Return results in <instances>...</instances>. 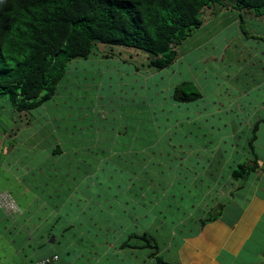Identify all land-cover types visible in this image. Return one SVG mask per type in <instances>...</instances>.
Instances as JSON below:
<instances>
[{"label":"rangeland","instance_id":"374dc122","mask_svg":"<svg viewBox=\"0 0 264 264\" xmlns=\"http://www.w3.org/2000/svg\"><path fill=\"white\" fill-rule=\"evenodd\" d=\"M201 17V27L177 47L178 56L176 60L169 68L161 72L147 69L146 54L124 47L109 48V46H104V53L108 52L105 53L108 59H101V55L104 53L99 51L88 60L73 62L75 69H71L66 75V80L61 81L58 86V94L43 103L42 107L36 110L34 116L35 119L42 122V127L46 132L47 130L50 132L57 127L60 128L63 135L62 131L65 128L71 131L74 127L84 128L83 137L81 136L82 140L79 136L73 137L70 135L67 136L69 139L66 142L74 141L73 145L66 144L64 140L62 143H59V141L56 143L45 142L41 135L43 134L42 129H38L41 127L35 126L30 129L27 135H21L26 138V141L20 143L16 156L28 157V162H25L24 165L27 166L26 169L38 167L42 173L44 171L52 173L54 169L57 172L56 174L53 173L55 177L53 184L60 187L57 197L61 196L63 204V207L59 209L61 211V218L59 219L60 222H65L63 219L67 218V223L73 225V228H68L63 234L67 237V242L70 241V244L73 240L72 237L81 236L82 232L89 234V242L95 244L96 248L99 245L105 246V240L116 242L119 237L113 233L114 231L109 226L119 219L125 223L126 220L133 219L134 215L137 214L147 216L148 222L158 217L159 223L155 226L159 228L158 237H161L163 242L167 240L168 244L174 247L181 237L178 232L180 234L187 233L185 230L189 229L190 220L195 217V208L200 205L198 195L202 191L204 192V187L207 186L206 183L208 184L209 179L202 171L203 176L198 177L202 181L201 184L196 181H194L193 186L186 184L184 186L182 185L184 183H172L177 176H187L188 178L191 174V171H187L185 163L188 158L187 141H185L187 144L184 143L182 146L185 148L177 152V149L182 148L181 138L186 137V133L189 132L193 133L192 135L201 137L202 133L211 131L213 125H216L217 129L219 128L217 116H215L216 119H212L216 122H211L210 119L205 122L204 117L212 110L214 102H217L218 99L225 100L221 96V93L225 92V88L231 87L233 83L236 84L234 69L238 66L240 60L253 57L264 63V17L255 18L252 14L245 13L242 15L241 21H234V13L227 15L225 13L213 18L208 17L207 12L202 14ZM135 67L139 69L138 72H135ZM189 80H195L197 85L202 88L203 98L191 104L171 102L170 95L173 87L182 81ZM6 101L0 99L1 121H7L10 118L18 120L19 113L15 112V117H12L9 113L11 108ZM140 102H146V104ZM20 116L21 121L24 122L22 114ZM197 116H200L201 119H197ZM190 121L192 124H190ZM91 123L94 129H88V125ZM105 126L106 129L100 128ZM197 127H201V129L199 130ZM95 128L101 129L100 133L105 134L108 144L103 141L98 142L97 147L95 144V148L94 145L92 146L91 143L85 141L84 136L90 137V139H93L94 136L99 139L98 134H95ZM201 130L202 133H200ZM223 131L225 130H220L221 134ZM159 134L165 136V141H171L163 146L166 151L169 148L170 163H167L164 153L161 169L156 164L151 165L155 163V158L144 155L148 153L147 151L142 152L143 148L149 143L157 144L159 139L155 138ZM245 138H241V143H244ZM209 139L206 138L205 140ZM59 140H61V134ZM239 141L237 140V143ZM76 143H80L79 146L84 144L85 149L89 150L90 154L83 152L81 153L82 158L89 160L87 161L88 164H94L92 168L85 165L79 173L77 171L76 180H81L77 185L73 182V178H69L72 170L71 162L75 160L76 156L69 157V155L64 154L61 158L57 153L58 150L64 152L69 150L66 153L71 152L73 149L70 150L67 147H72ZM112 146L116 149L130 146L132 150L136 149L137 151L115 154L111 153ZM45 147L48 149L49 155L52 156L48 159L46 150H41ZM226 148L227 146H222L221 150H226ZM153 149L158 152L163 150L160 146ZM154 150L151 149V151ZM243 152L247 154L250 151L244 149L239 151L238 154ZM238 154L233 155L231 161L235 159L236 161L241 160L245 164L249 162L242 160L244 155L240 156ZM0 159L2 160L3 157H0ZM50 160L54 161L53 168L49 167ZM141 161L144 165H148L151 169L150 172L153 170L157 174L161 172L163 174L162 178L158 180L157 176L140 168L139 163ZM217 161L220 162L219 159ZM111 165L115 170H121L124 173L113 172ZM89 170L91 172L88 173ZM0 171L1 190L11 186L12 181L9 179V173L5 168L0 167ZM223 172V176H226L227 169L223 168ZM110 173L114 175L112 174L108 179L106 174ZM39 175H37V182ZM115 175L119 185L128 184V188L134 182H139L144 184V188L147 187L145 189L158 194L154 197L146 192L147 197L141 198V193L131 192L129 194L124 186L125 189L119 192L114 188L116 184L113 177ZM47 182L54 187L50 181ZM97 183H100L101 186L99 187ZM50 185L46 186L45 191H49ZM163 192L165 193L160 194ZM112 194L115 196H112ZM212 194L211 198H214L216 193L213 192ZM12 195L16 198L13 192ZM18 196L19 199H16V204L21 205L27 202V199H24L22 195L18 194ZM33 196L34 194L29 190L28 198L31 199ZM136 198L140 201H137ZM35 207L33 205L28 208V212L33 213L36 211L31 224L35 222L38 224L37 228L40 229L43 227L41 221L45 220L49 209L46 211L44 208H39L38 205L37 208ZM47 220L52 222L54 217L50 216ZM124 223H119V225L124 227ZM1 227H4V225H1ZM47 228L49 227L40 230H46ZM54 228H58V224ZM150 231L149 234L152 233L156 236L152 230ZM11 234L12 236L5 235L4 239L0 238V264L8 262L2 263L4 258L9 260V263L17 264L15 261L17 259H14L16 257L13 256L12 251L13 248H18L19 241L22 240L23 242L25 240L24 235L15 232H11ZM53 235L55 234L47 235L44 231V239H46L43 240L44 243L42 244L48 247ZM104 235H106V239H104ZM10 238L16 241L13 248L8 247L5 242ZM124 239H127L126 235H124ZM51 248L57 250L58 256H60L64 254L65 244H62L61 239L58 238ZM59 251H61V254ZM78 252L80 254L78 264L91 263V261L90 263L87 261L84 248L79 247ZM71 257L76 259L72 254Z\"/></svg>","mask_w":264,"mask_h":264},{"label":"trees","instance_id":"16d2710c","mask_svg":"<svg viewBox=\"0 0 264 264\" xmlns=\"http://www.w3.org/2000/svg\"><path fill=\"white\" fill-rule=\"evenodd\" d=\"M205 12L208 13V17L213 18L225 13L226 15L234 13V21H241L242 15L245 13L252 14L255 18H262L264 17V0H0V99L7 100L6 102L11 108L9 113L12 117H15V112L19 113L18 120L10 118L7 121H1L0 119V139L4 136L3 138L8 140L5 143H0V157H3L2 160L0 159V167L8 168L5 167L7 164L3 166V162L8 163L9 160H5L7 155L16 151L20 143H25L26 138L21 135H27L30 127H41L38 129H42L43 134H47H41L45 138L44 141L50 139L53 143L57 141L62 143L63 140L66 142L69 139L67 136L70 135L79 136L82 140L84 128L73 126V131L65 128L62 131L63 135L60 128L57 127L53 129L54 132L53 130L46 132L42 127V122L35 119L34 116L36 110L41 108L43 103L58 94V86L61 81L66 80V75L71 69H75L73 62L88 60L99 51L104 53V46H109V48L124 47L146 54L147 69L161 72L169 68L176 60L178 56L177 47L201 27V16ZM105 53L101 55V59H108ZM134 70L135 72L139 71L137 67ZM155 92L157 94V90ZM202 98V88L197 85L195 80L178 83L173 87L170 95L171 102L175 104H191ZM220 101L226 102L227 98ZM140 103L146 104V102ZM217 104H219V100L214 102L213 106L216 108ZM215 108L210 111V117L216 119L215 116H217L218 123L221 122L222 118H220V114L213 113ZM20 114H22L24 122L21 121ZM210 117L205 116L206 120L204 121H209ZM196 118L201 119L199 116ZM44 119L46 118L44 117ZM213 126L215 128L213 127L207 133H202L201 130V137L192 135L191 132L186 133V137L195 143L194 145L199 146L201 150L209 151L210 148L214 150L213 147L218 145L217 141L220 142L222 137H220L219 125L218 129L216 125ZM89 128L94 129L92 123L88 125ZM197 129L200 130L201 127H197ZM256 130V125H254L247 142V149L251 154H253L252 143L255 140ZM60 134L62 141L59 140ZM95 134H98L99 139L94 136L93 139L84 136L85 141L94 147L96 141L105 139L104 133L100 135L96 132ZM162 135L159 134L155 139H159ZM206 138L210 139L205 140ZM181 141H184L183 138ZM73 143L74 141L66 142L68 145H73ZM79 145L80 143H76L72 147H67L73 150L66 153L69 157L76 156L75 160L71 162L72 170L71 175H69V178H73L76 185L79 181L81 182V180H76L81 169L85 165L94 167L93 163L88 164L87 161L89 160L82 158L81 153L90 154L89 150L85 149L84 144ZM151 146L153 143L146 145L143 150L146 148L148 150ZM219 146L217 151L211 152L206 165L201 166L204 168L205 174L210 175L211 178H217L219 168L223 167L218 166L217 160L225 150H221L224 145L220 144ZM67 151L69 150H65V152ZM136 151V149L132 150L130 146H123L120 149L112 146L111 149V153L119 154ZM191 152L190 150V154H192ZM57 153L60 154L61 152L58 150ZM249 164L255 166L254 161L236 164L228 179L235 182L244 180L245 176L251 173L254 168L253 166L251 169ZM139 165L145 167V172L151 173V169L146 167L143 162ZM35 169L39 168L35 167L32 171ZM114 171L119 172V174L120 172L124 173L113 168ZM112 174H106L108 179ZM9 179H11V173H9ZM116 179L115 175L113 177L116 184L115 190L121 192L120 190L127 188L128 184L120 183L122 185H119ZM54 181L55 177L52 174L50 182L53 183ZM175 182L177 184L183 183L176 178L173 179L172 183ZM33 183H38L37 176L33 178ZM222 183L221 181L219 185ZM97 185L101 186L100 183ZM143 185L134 182L127 189L128 193L138 192L144 198L147 197L146 192H149L151 196H157L158 193L145 189L147 187L144 188ZM112 196L115 195L112 194ZM55 198H58L57 195L52 197V205L62 204L61 196L58 201ZM16 214L18 211L11 213V215ZM218 215L220 216V214ZM213 220V216H206L203 220L198 221V225L202 226ZM155 223H159L158 217L155 218ZM149 232L151 231L148 229L146 233L140 236L132 233L130 234L131 239L136 238L139 240L140 246H145L150 250V257L154 258L158 264H167L162 257L158 256L159 244L155 236ZM52 256L57 257V261L54 262L57 263L59 256L53 254L47 257ZM37 260L39 259L35 261Z\"/></svg>","mask_w":264,"mask_h":264},{"label":"crops","instance_id":"0c3cea01","mask_svg":"<svg viewBox=\"0 0 264 264\" xmlns=\"http://www.w3.org/2000/svg\"><path fill=\"white\" fill-rule=\"evenodd\" d=\"M234 73L236 75V84L234 85L233 83L231 87H226L225 92L221 93L222 98H227V103H223V101L218 99L219 104H217L216 108L213 107L216 109L213 113L220 114L222 119L225 118L221 120L223 123L219 122L220 129L225 131L220 135L222 138L220 142L217 141L218 145L213 147L217 151L220 148V144L227 146L226 150L219 156L220 162L218 166L223 167L219 168L218 174L216 172L217 178H211L210 175H206L209 182L208 184L206 183L207 186L204 187V192L202 191L198 195L200 205L195 208L197 215L194 214V219L190 220V227L185 230L187 233L180 234L178 232L181 237L175 247L168 244L167 240H164V243L162 238L158 237L159 228L155 227L158 223H155V219L148 222L147 216L145 217L143 214L134 215L135 219L129 218L125 223L119 219L109 226L114 231L113 233L119 237L116 242L113 239V241L105 240V246L99 245L96 248L95 244L89 242V234L82 232L81 236H73L70 244V241L67 242V237L63 234L68 228H73V225L67 223V218L63 219L65 222H60L61 211L59 209L63 207V204L58 206L51 204L52 197L59 194L60 187L51 182L54 185L53 187L47 182L50 181L51 175L57 172H55V169L52 173L47 171L42 173L41 169L32 171L35 167L26 169L27 166L24 165L25 162H28V157L16 156V153H18L17 149L9 153L6 159L4 158L11 163L3 162V166L7 164L5 166L8 167L6 170L11 173V186L0 190V193L3 191L10 193L15 202L16 199H19L18 194L27 199L25 204H17L19 212L16 215H11L10 212H3L0 209V238L4 239L5 235L12 236L11 232L24 235L25 241H19L20 243L16 249L13 248L16 242L11 239L13 237L5 241L8 247L13 248L12 253L16 257L14 259H17L15 260L17 264H32L36 259L46 258L53 254L58 255L57 250L51 248L58 238L61 239L62 244H65V248L64 254L60 255L59 261L54 264H78V258L80 257L79 247L85 249L87 261H89L88 263L91 261L90 264H158L154 258L150 257V250L145 246H140L138 244L140 242L136 238L131 239L130 234L134 233L140 236L146 233L148 229L156 234L154 236L159 244L158 256L162 257L167 264H264V63L261 60L257 61L253 57H247V59L240 60L238 66L234 69ZM222 88L224 87L222 86ZM206 116L210 117V112ZM212 121L215 122L214 120ZM254 125L257 128L255 140L252 143L254 156L249 154L251 152L238 154L239 151L248 150L247 142ZM100 128L106 129L107 127ZM100 128L95 129L101 135ZM247 134L248 136H246ZM3 137L0 139V143L8 141L6 140L7 138ZM242 137L245 138L244 143H241ZM182 138L184 141L183 143H181L182 141L180 142L181 147L184 143H188V149L186 147L188 158L184 162L186 163L187 171H191V174H189L190 177L188 178L187 176H177L176 179L182 181L184 186L185 184L193 186L194 181L201 184L202 181L198 177L202 175V171L205 172L201 166L206 165L211 152L214 150H211V148L209 151L201 150L199 146L194 145L195 143L191 142L187 137L184 136ZM43 139L45 140V138ZM164 139L165 136L160 137L157 144L145 150L149 152L144 154L148 155L149 158H155L156 161L154 162L160 169L163 165L164 153L167 163H170L169 156L171 154H169V148L166 151L163 146L171 141H165ZM107 140L105 136L102 141L108 144ZM237 140H240V143H237ZM48 141L53 143L50 139L45 142ZM102 141H96V146L98 142ZM205 143L207 145V142ZM209 144L212 145V143ZM159 146L163 149L160 152L153 149ZM183 148L185 147L177 149V152L182 151ZM151 149L154 151H151ZM41 150H46L47 159L52 157L46 147L41 148ZM190 150L192 154H190ZM170 151L174 152L173 150ZM59 152H61L59 154L61 158L66 154L62 150ZM235 154L244 155L242 160L249 161L248 163L252 161L255 163V166L254 164H249L251 169L254 166L253 171L246 175L244 180L237 182L228 179L233 167L242 163L241 160L236 161L234 159L231 161ZM224 163L225 165H223ZM54 165V161L50 160L49 167L53 168ZM145 166L147 167L148 165ZM140 168L144 169L145 167L140 165ZM222 168L227 169L226 176H222L224 174ZM36 172L37 175H40L38 183L34 184L33 178L37 176ZM151 174L157 176L158 180L163 175L161 172L159 174L155 173L154 170L151 171ZM219 180H223L221 185H219L221 182ZM46 183L50 185L48 192L45 191L48 185ZM29 190L34 194L31 199L28 198ZM12 192L16 195V198L13 197ZM213 192L216 194L214 198H211ZM55 199L58 201L60 196ZM203 203L205 204L203 205ZM32 204L36 206L35 208L38 205L39 208H44L46 211L49 209L45 220L41 221V224L43 222V227L40 229L49 227L46 230L38 229V224L35 222L31 224L36 213V211L33 213L28 212V208L32 207ZM50 216L54 217L52 222L47 220ZM206 216H213L214 220L199 226L198 221L203 220ZM119 223H124V227L120 226ZM57 224L58 228H54ZM1 225H4V227H1ZM44 231L47 235L55 234L52 240L49 241L48 247L42 244L44 243L43 240L46 239H44ZM124 235L127 236V239H124ZM105 237L106 235H104V239H106ZM59 252L61 254V251ZM71 254L76 259H73ZM2 263L12 264L5 258Z\"/></svg>","mask_w":264,"mask_h":264},{"label":"built area","instance_id":"2783aa9c","mask_svg":"<svg viewBox=\"0 0 264 264\" xmlns=\"http://www.w3.org/2000/svg\"><path fill=\"white\" fill-rule=\"evenodd\" d=\"M0 207L5 211L15 212L16 208L13 204V201L10 199L9 195L2 194L0 195ZM57 261L56 256L46 257L35 261L33 264H54Z\"/></svg>","mask_w":264,"mask_h":264},{"label":"clouds","instance_id":"9594fccd","mask_svg":"<svg viewBox=\"0 0 264 264\" xmlns=\"http://www.w3.org/2000/svg\"><path fill=\"white\" fill-rule=\"evenodd\" d=\"M2 194H7V195H9V197H10V199L13 201V204H14V206H15V208H16V211L15 212H19V210H18V207H17V204L14 202V199L12 198V196H11V194L10 193H8V192H6V191H3V192H1L0 193V195H2ZM0 209H1V211H5L2 207H0ZM5 212H10V211H5ZM15 212H10V213H15ZM34 263V262H33ZM32 263V264H33Z\"/></svg>","mask_w":264,"mask_h":264},{"label":"flooded vegetation","instance_id":"af4514ba","mask_svg":"<svg viewBox=\"0 0 264 264\" xmlns=\"http://www.w3.org/2000/svg\"><path fill=\"white\" fill-rule=\"evenodd\" d=\"M152 147V146H151ZM146 150V149H145ZM145 150H143V152L145 151ZM116 154V153H115ZM127 189H129V187L127 188Z\"/></svg>","mask_w":264,"mask_h":264}]
</instances>
